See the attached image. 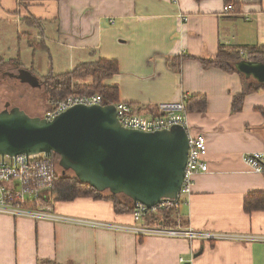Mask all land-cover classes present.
Wrapping results in <instances>:
<instances>
[{
  "label": "crops",
  "instance_id": "crops-1",
  "mask_svg": "<svg viewBox=\"0 0 264 264\" xmlns=\"http://www.w3.org/2000/svg\"><path fill=\"white\" fill-rule=\"evenodd\" d=\"M233 3L235 12L225 14L224 0H0V35L15 37L6 46L17 70L22 39L32 69L36 55L46 54L47 73L116 61L118 73L103 85L144 117L159 104L204 96L206 111L186 113V130L205 137L207 172L194 177L175 229L244 238L139 235L136 229L155 225L116 214L110 201L77 198L53 202L57 220L0 214V264H264V211H243L248 193L264 192V176L243 160L264 151V90L232 113L242 77L198 61L220 46L241 55L264 47V0ZM32 42L44 50L33 51Z\"/></svg>",
  "mask_w": 264,
  "mask_h": 264
},
{
  "label": "water",
  "instance_id": "water-1",
  "mask_svg": "<svg viewBox=\"0 0 264 264\" xmlns=\"http://www.w3.org/2000/svg\"><path fill=\"white\" fill-rule=\"evenodd\" d=\"M234 67L245 79L264 84V63L243 60ZM187 151L185 128L128 130L110 104L76 105L52 120L19 107L0 110V156L55 154L58 166L79 183L124 196L132 205L152 208L162 199L175 200Z\"/></svg>",
  "mask_w": 264,
  "mask_h": 264
},
{
  "label": "built area",
  "instance_id": "built-area-1",
  "mask_svg": "<svg viewBox=\"0 0 264 264\" xmlns=\"http://www.w3.org/2000/svg\"><path fill=\"white\" fill-rule=\"evenodd\" d=\"M176 3V0H171ZM235 12L233 5H225L223 13ZM186 96L179 102L159 104L148 117L135 112L134 107L126 102L114 105L118 123L125 129L153 133L168 130L173 126H181L186 130ZM99 95H69L67 98L50 107L44 118L52 120L59 114L76 105H103ZM187 163L184 170L183 182L175 200L162 199L152 208L141 204L133 206L132 216L136 220H144L151 214L168 210H177L181 203L190 195L194 177L207 172L205 156L207 153L206 140L201 134L188 133ZM53 155L40 153L37 155L0 156V214L14 217H31L37 220H57L54 215L51 195L52 182L56 176V161ZM251 170L264 176V151L246 154L243 158ZM139 235H156L162 237H177L186 240L215 241L223 239L244 240L238 236L198 232L191 229H170L161 226L154 228H138ZM183 260L180 259V262Z\"/></svg>",
  "mask_w": 264,
  "mask_h": 264
},
{
  "label": "trees",
  "instance_id": "trees-1",
  "mask_svg": "<svg viewBox=\"0 0 264 264\" xmlns=\"http://www.w3.org/2000/svg\"><path fill=\"white\" fill-rule=\"evenodd\" d=\"M224 3L225 5H234L233 0H224ZM31 45L33 51L44 50L40 42H32ZM243 60L264 63V47L253 49L245 55H241L238 49L220 46L214 57L198 59L203 68H217L227 73H238L234 64ZM3 63L13 62H4L0 59V64ZM118 70V63L112 60H99L95 63L79 65L72 71L62 74H54L52 70H49L42 77L41 86L45 89L50 107L69 95L86 94L99 95L104 103L115 105L118 102L117 88L104 86L103 83L117 74ZM240 76L242 77L243 90L232 98V113H238L242 110L244 99L248 94L264 90V84L252 79L247 80L242 74ZM206 109L207 100L204 96L186 97V113H203ZM258 112L264 117V110L259 109ZM52 157L58 162L59 157L57 155L53 154ZM51 195L54 201H72L77 198L107 200L113 204L116 214H132L133 212L132 204L127 199H121V195L97 192L90 186L79 183L75 176L73 178H65L56 173L52 182ZM243 211L246 214L264 211V192L248 193L243 199ZM177 215V210H168L158 214H151L145 217L144 221L146 225L152 224L157 227L175 229L178 226Z\"/></svg>",
  "mask_w": 264,
  "mask_h": 264
},
{
  "label": "rangeland",
  "instance_id": "rangeland-1",
  "mask_svg": "<svg viewBox=\"0 0 264 264\" xmlns=\"http://www.w3.org/2000/svg\"><path fill=\"white\" fill-rule=\"evenodd\" d=\"M13 39L15 40V37ZM14 40L6 39L0 35V59L3 61H7L9 58H17V56L14 55V50H12L10 46H6L8 41H12L13 43ZM22 41L25 43V40L21 39V46L19 47V52L21 53L20 63L22 64L20 70L16 68L18 62H15L16 64L14 62L0 64V110L3 108L19 107L29 116L42 118L45 112L50 109L48 96L44 87L41 86L43 78L40 77L47 73V70H45L46 54L39 53L38 57L36 55L35 66L34 69H32L30 67L31 53L28 51L27 47L23 45ZM17 43L19 45V42ZM52 71L56 74L64 73L66 67H54ZM55 163L57 175L65 178L74 177L71 171H63L58 166V162ZM120 197L126 200L124 196Z\"/></svg>",
  "mask_w": 264,
  "mask_h": 264
}]
</instances>
